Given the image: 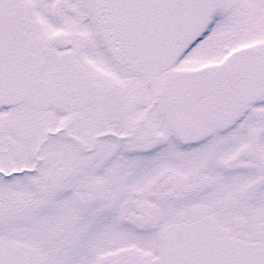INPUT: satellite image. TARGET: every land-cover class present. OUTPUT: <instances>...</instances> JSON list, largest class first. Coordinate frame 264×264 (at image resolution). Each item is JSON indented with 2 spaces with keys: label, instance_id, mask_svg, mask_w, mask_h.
Segmentation results:
<instances>
[{
  "label": "snow or ice",
  "instance_id": "1",
  "mask_svg": "<svg viewBox=\"0 0 264 264\" xmlns=\"http://www.w3.org/2000/svg\"><path fill=\"white\" fill-rule=\"evenodd\" d=\"M0 264H264V0H0Z\"/></svg>",
  "mask_w": 264,
  "mask_h": 264
}]
</instances>
